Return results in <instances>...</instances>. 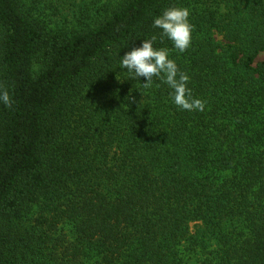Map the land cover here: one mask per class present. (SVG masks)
Listing matches in <instances>:
<instances>
[{
    "label": "trees",
    "instance_id": "1",
    "mask_svg": "<svg viewBox=\"0 0 264 264\" xmlns=\"http://www.w3.org/2000/svg\"><path fill=\"white\" fill-rule=\"evenodd\" d=\"M153 35L203 111L120 66ZM263 51L264 0H0V264H264Z\"/></svg>",
    "mask_w": 264,
    "mask_h": 264
},
{
    "label": "clouds",
    "instance_id": "2",
    "mask_svg": "<svg viewBox=\"0 0 264 264\" xmlns=\"http://www.w3.org/2000/svg\"><path fill=\"white\" fill-rule=\"evenodd\" d=\"M190 12L186 7H169L156 17L154 28L161 29L160 38L167 37L181 53L188 49L192 40L193 26L189 22ZM157 36L144 39L142 46L133 48L121 58L120 66L127 69L131 79L145 78V89L152 87L153 78L159 79L172 90L170 95L173 103L182 110L203 111L205 102L192 96L187 87L190 77L179 70L176 62L169 58L166 48H154ZM159 87V85H157ZM133 100L134 97H129ZM0 102L11 108L12 99L6 88L0 85Z\"/></svg>",
    "mask_w": 264,
    "mask_h": 264
},
{
    "label": "rangeland",
    "instance_id": "3",
    "mask_svg": "<svg viewBox=\"0 0 264 264\" xmlns=\"http://www.w3.org/2000/svg\"><path fill=\"white\" fill-rule=\"evenodd\" d=\"M257 61H264V51L259 54Z\"/></svg>",
    "mask_w": 264,
    "mask_h": 264
}]
</instances>
